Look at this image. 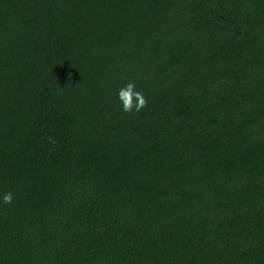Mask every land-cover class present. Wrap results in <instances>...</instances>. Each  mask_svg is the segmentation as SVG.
Segmentation results:
<instances>
[{
	"label": "trees",
	"instance_id": "16d2710c",
	"mask_svg": "<svg viewBox=\"0 0 264 264\" xmlns=\"http://www.w3.org/2000/svg\"><path fill=\"white\" fill-rule=\"evenodd\" d=\"M6 192L0 264H264V0H0Z\"/></svg>",
	"mask_w": 264,
	"mask_h": 264
},
{
	"label": "clouds",
	"instance_id": "9594fccd",
	"mask_svg": "<svg viewBox=\"0 0 264 264\" xmlns=\"http://www.w3.org/2000/svg\"><path fill=\"white\" fill-rule=\"evenodd\" d=\"M116 95L124 112H139L147 103L143 91L137 88L135 81H128L120 86ZM12 200V192H6L0 197V202L5 205L10 204Z\"/></svg>",
	"mask_w": 264,
	"mask_h": 264
}]
</instances>
